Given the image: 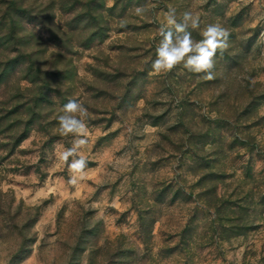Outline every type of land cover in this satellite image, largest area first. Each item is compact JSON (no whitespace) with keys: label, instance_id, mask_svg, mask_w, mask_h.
<instances>
[{"label":"rangeland","instance_id":"374dc122","mask_svg":"<svg viewBox=\"0 0 264 264\" xmlns=\"http://www.w3.org/2000/svg\"><path fill=\"white\" fill-rule=\"evenodd\" d=\"M7 1L0 264H264V0H26L21 43L1 46ZM169 6L199 14L196 41L229 31L215 79L153 72ZM18 49L35 67L11 63ZM69 99L89 113L75 185L59 159Z\"/></svg>","mask_w":264,"mask_h":264},{"label":"clouds","instance_id":"9594fccd","mask_svg":"<svg viewBox=\"0 0 264 264\" xmlns=\"http://www.w3.org/2000/svg\"><path fill=\"white\" fill-rule=\"evenodd\" d=\"M149 6L152 5L136 7L134 12L137 16H142ZM164 17L166 24L158 29L161 39L156 48V59L151 65L153 72L167 73L177 66H182L188 73L203 74L201 79H215V57L218 50L222 54L228 48L229 31L218 23L208 24L200 32L202 39L196 41L192 38L190 29H200L199 14H194L190 9L185 10L178 20L176 9L169 6ZM88 116V109L83 102L69 99L62 108V115L58 117L59 135L73 137L72 146L59 152V159L68 166V183L71 185L77 184L78 179L82 180L86 175L87 161L80 152L89 143V129L86 123ZM127 156L125 153L119 157L117 165L114 166H118L120 161H125Z\"/></svg>","mask_w":264,"mask_h":264},{"label":"trees","instance_id":"16d2710c","mask_svg":"<svg viewBox=\"0 0 264 264\" xmlns=\"http://www.w3.org/2000/svg\"><path fill=\"white\" fill-rule=\"evenodd\" d=\"M26 0H8L7 2V18H5L4 23L1 24L3 29L7 30L8 34L6 38L2 39L1 43H3L1 46H7V45H18L21 43L22 38L18 35V26L17 22L15 21V17L17 15L23 16L29 13L28 7L25 3ZM18 57L12 60V64H15L17 66L21 64H29V67H35V61H32L31 54L18 49L17 51ZM5 67H11L12 65ZM12 74L15 72L14 70L9 71L8 68H5L3 75L7 76L8 74ZM27 131V130H26ZM28 132V131H27ZM26 137V135L24 136Z\"/></svg>","mask_w":264,"mask_h":264}]
</instances>
